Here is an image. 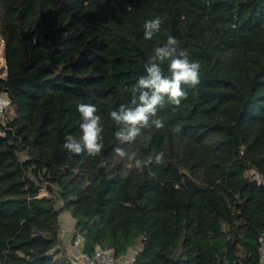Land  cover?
<instances>
[{"label":"trees","instance_id":"1","mask_svg":"<svg viewBox=\"0 0 264 264\" xmlns=\"http://www.w3.org/2000/svg\"><path fill=\"white\" fill-rule=\"evenodd\" d=\"M155 17L161 30L145 40ZM168 34L200 62L201 83L182 85L179 108L165 98L164 129L121 144L108 113L130 101ZM0 47V94L15 108L0 122V264H72L64 212L86 251L132 248L133 264L258 263L264 0H0ZM79 103L102 115L96 158L63 148L65 135L80 136ZM116 146L135 151L142 167Z\"/></svg>","mask_w":264,"mask_h":264},{"label":"clouds","instance_id":"2","mask_svg":"<svg viewBox=\"0 0 264 264\" xmlns=\"http://www.w3.org/2000/svg\"><path fill=\"white\" fill-rule=\"evenodd\" d=\"M162 19L155 17L146 20L143 25L145 40H152L160 32ZM181 41L171 35H167L166 41L153 48L152 55L145 64L146 75L140 76L132 92L130 101L120 104L118 108L108 113L113 125L117 126L114 132L116 141L121 144L132 145L142 135V129L165 128L164 120L157 115L165 106V98L171 105L179 108L182 101L187 99L188 93L182 85L195 89L201 83V64L198 60L189 58L186 49L179 50ZM167 62V71L170 76L164 74L161 65ZM138 92V95L135 93ZM79 113V138L74 134L64 137L63 148L75 155L86 154L90 158L100 156L104 149V125L102 115L94 103H79L76 105ZM155 117V119H152ZM83 144V148L81 147ZM116 156L122 160L134 161L137 168L142 167V162L137 159L135 151L129 152L123 147L116 146L113 149ZM162 152L155 155V163L163 161ZM152 161V158H149Z\"/></svg>","mask_w":264,"mask_h":264},{"label":"built area","instance_id":"3","mask_svg":"<svg viewBox=\"0 0 264 264\" xmlns=\"http://www.w3.org/2000/svg\"><path fill=\"white\" fill-rule=\"evenodd\" d=\"M14 106L12 104V100L7 93L0 94V122L3 124H7L10 117L7 115V111ZM4 134V130L0 129V135ZM254 178L258 180L260 183H264V178L256 171L253 172ZM73 230L69 234L72 239V247L75 252L70 255V259L72 264H133L137 258V251L134 249H129V251L123 255L116 256L113 251L109 248L102 247L100 245H96V247L92 251H86L85 247V238L84 236L75 231V228L72 227ZM76 232V234H75ZM259 241V252L260 259L257 264H264V231L258 237Z\"/></svg>","mask_w":264,"mask_h":264},{"label":"rangeland","instance_id":"4","mask_svg":"<svg viewBox=\"0 0 264 264\" xmlns=\"http://www.w3.org/2000/svg\"><path fill=\"white\" fill-rule=\"evenodd\" d=\"M5 64V60L3 58V49L2 47H0V68L2 66H4ZM14 114V108L11 107L8 111H7V115L8 116H12ZM68 216V217H67ZM63 220V221H62ZM71 224H72V221H70V217L69 215L65 214V212L61 215V226H62V229H63V234H64V231L67 232V233H71L73 228L71 227ZM71 238V237H70ZM76 250H73V252H75Z\"/></svg>","mask_w":264,"mask_h":264},{"label":"crops","instance_id":"5","mask_svg":"<svg viewBox=\"0 0 264 264\" xmlns=\"http://www.w3.org/2000/svg\"><path fill=\"white\" fill-rule=\"evenodd\" d=\"M65 214L69 215L70 221H72L71 227H74L75 224V219L70 215V213L65 212ZM68 217V216H67ZM63 221V220H62ZM64 239H65V246L68 249L69 254L71 255L73 253L74 248L72 247V239L70 236L67 234V232L64 231Z\"/></svg>","mask_w":264,"mask_h":264},{"label":"water","instance_id":"6","mask_svg":"<svg viewBox=\"0 0 264 264\" xmlns=\"http://www.w3.org/2000/svg\"><path fill=\"white\" fill-rule=\"evenodd\" d=\"M255 182H258V180H257V179H255Z\"/></svg>","mask_w":264,"mask_h":264}]
</instances>
